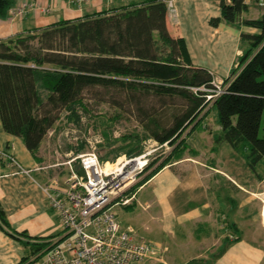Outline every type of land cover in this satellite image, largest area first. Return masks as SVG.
Wrapping results in <instances>:
<instances>
[{
  "label": "trees",
  "instance_id": "obj_1",
  "mask_svg": "<svg viewBox=\"0 0 264 264\" xmlns=\"http://www.w3.org/2000/svg\"><path fill=\"white\" fill-rule=\"evenodd\" d=\"M244 1L230 5L223 1L222 16L211 24L224 20L235 24L248 8ZM13 7V1L0 0V19L11 17ZM168 20L165 1L148 0L1 41L4 131L22 139L36 155L61 114L68 111L79 119L78 109L86 110L87 94L101 88L120 95L115 105L121 110L134 106L149 137L161 145H178L174 151L180 158L188 148L181 140L184 132L213 103L221 127L214 144L244 152L248 166L255 169L264 160V139L259 137L264 113V13L257 21L244 22L261 33L244 35L253 46L224 81L226 93L212 100L208 97L216 95L215 76L194 65L186 39L173 36ZM0 218L6 224L1 213ZM50 239H38L33 246L37 260Z\"/></svg>",
  "mask_w": 264,
  "mask_h": 264
},
{
  "label": "crops",
  "instance_id": "obj_2",
  "mask_svg": "<svg viewBox=\"0 0 264 264\" xmlns=\"http://www.w3.org/2000/svg\"><path fill=\"white\" fill-rule=\"evenodd\" d=\"M11 1L14 7L27 3L30 9L23 19H0V42L62 20L81 19L86 15L148 0H90V4L84 9L85 13L77 7L76 9L69 0ZM192 1L200 5L197 12H200L201 19L208 21L210 18L212 20L222 16L221 3L224 0H216L217 9L206 0ZM250 9L247 15L251 17L255 13ZM260 12L256 19L262 17L264 7ZM211 20L204 24H211ZM168 23L173 36L183 37L188 43L186 36L181 33L179 12L177 18L168 20ZM240 26V30L236 31L222 21L218 26L208 27V30L206 27L205 35L221 40L224 36L241 37L243 41L250 40L244 35L261 33L260 29L249 28L243 23ZM250 43L252 45L251 40ZM200 46L204 48L203 40L200 41ZM189 50L194 65L204 68L197 64L190 46ZM237 53L240 58L244 54L240 50ZM209 71L215 79H221ZM212 105L213 103L209 110L205 109L197 121L187 128L181 138L185 140L188 147L186 152L189 151L191 156L176 158L162 167L143 181L134 192H128L130 195L135 193L131 205L118 208L122 226L134 228L137 240L157 243L167 249L164 252V263L146 264H264V247L242 234L247 221L251 220L253 224L258 216L251 211L252 198L246 195L249 193L248 179L251 180V186L256 188V182H264V178L255 177V170L249 169L247 162L242 163L239 160L241 163H238L239 158L231 157L232 154L230 158H223L219 163L215 159L195 157L199 152L208 149L204 133L208 132L213 140L221 133ZM212 113L216 118L213 130L208 127ZM45 142L46 139L38 153L33 155L22 139L4 131L0 116V153L14 156L21 167L28 171L20 173L18 167L10 165L0 155V213L6 220L5 224L0 218V264H29L36 257L33 255V246L37 240L54 238L61 232L60 221L42 187L55 179L65 182L70 176V167L78 168L79 162L74 161L69 165L68 162L72 161L70 156L64 162L52 163L46 154ZM223 146L226 145H216L210 151L216 154ZM211 176L212 180L209 179ZM231 182L235 183L238 195L232 197L231 192L224 196L223 193L232 191ZM222 183L224 186H221ZM212 184L214 188L219 185L222 190L215 199ZM257 193L254 191L251 194ZM223 221L226 225H223ZM231 227L236 231L235 235H230Z\"/></svg>",
  "mask_w": 264,
  "mask_h": 264
},
{
  "label": "rangeland",
  "instance_id": "obj_3",
  "mask_svg": "<svg viewBox=\"0 0 264 264\" xmlns=\"http://www.w3.org/2000/svg\"><path fill=\"white\" fill-rule=\"evenodd\" d=\"M206 1L213 4L214 8L217 9L215 6L216 0ZM90 2L91 1L88 0V4H90ZM199 3H201V1H199ZM88 4L83 5L80 10L84 12ZM175 6L180 15L181 33L186 36L197 64L211 70L217 77L221 78L218 80L216 79V84L224 89L226 87L224 81L229 77L231 71H235L238 66H240L241 58L237 52L240 50L242 53H246L253 45H251L250 40L242 41L241 37L224 36L222 40L220 38H208L205 32L206 29L208 30V27H212V24L204 23L210 22L211 18L208 21L201 19L200 12H197L198 8L200 9V5L198 6L192 0H176ZM247 7L248 11L246 10L235 24L228 23L225 20L223 24L239 31L241 27L240 24L259 20L256 19L262 12V10L260 12L262 7L259 3L257 1H249L247 2ZM185 8H187L186 11L184 10ZM250 8L252 12L255 13L251 17L247 15V12H250ZM247 27L257 28L251 25H247ZM201 39L205 43L204 48L200 46ZM119 101H121L120 95L113 91H106L98 88L94 93L90 92L84 100L86 110L81 108L78 109L79 119L71 115L68 111H64L61 114L56 126L46 138L45 150L52 163L64 162L70 159V156L71 159H73L78 157L79 153H90L93 151L92 143L97 144V153L102 163L110 162V164H113L118 162V160L121 162L124 157L136 158L146 155L144 159V161H146V166L140 173L137 184L126 192L127 195L128 192H134L164 161L167 160L170 163L176 159L177 154L174 150L178 145L169 143L167 145H161L150 138L149 132L144 129L143 125L138 120V113L135 107L126 106L125 109L121 110L115 105V103ZM149 105L151 106L153 104L150 102ZM210 108L211 107H208L207 109L209 110ZM160 112L161 111L158 113ZM210 123V126H208L210 129L216 126V118L213 113L210 115ZM204 136L207 140L205 145L208 149H204V151L199 152L196 156L194 155L195 157L207 160L215 159L219 163L223 158H230L229 156L232 154L231 157L237 156L239 158L237 160L238 163L247 162L243 157L244 152H236L227 145L218 149L216 154H212L213 151H210V148L216 146H214V140L211 135L209 136L208 132L204 133ZM259 137L264 139V113ZM182 154L183 156H191L189 151H184ZM77 162L79 161L77 160L76 163ZM248 168L251 169L249 166ZM208 170L210 171V169ZM254 170L253 173L256 174L255 177L264 178V160H262ZM249 171L248 173H250ZM209 179L212 180V176L211 178L209 177ZM249 181L251 180L248 179L249 185L247 191H249V193L246 195H248V198H252L251 205L253 206H251V211L256 212L258 216H256L254 220L255 223L253 224H251V220L247 221L246 225L243 226L244 233L242 234H245L249 239L264 247V224L262 217L264 210V182H256L257 187L253 188V185L251 186V182ZM231 184L232 191H228L226 194L223 193L224 196H228L231 192L232 197H235L237 194L236 190L238 189L235 188V183L231 182ZM213 185L214 184H212L211 188L214 191L212 194L215 199L222 190L219 188V185L215 188ZM221 186H224L223 183ZM254 191L260 193L255 195L251 194ZM129 193L127 196H130ZM223 225H226L225 221H223ZM229 233L230 235H235L236 231L231 227Z\"/></svg>",
  "mask_w": 264,
  "mask_h": 264
},
{
  "label": "built area",
  "instance_id": "obj_4",
  "mask_svg": "<svg viewBox=\"0 0 264 264\" xmlns=\"http://www.w3.org/2000/svg\"><path fill=\"white\" fill-rule=\"evenodd\" d=\"M170 18H177L175 0H164ZM232 4L233 0H224ZM257 1L264 7V0ZM70 3L81 9L88 0H70ZM30 9L27 3H21L10 12L12 18L23 19ZM215 81V96L226 93ZM201 91H211L206 88ZM165 143L163 145H167ZM93 151L80 154L68 162L71 165L79 161V167H70V176L65 182L58 179L42 187L50 206L58 217L61 232L50 239L48 247L36 256L29 264H146L148 262L164 263V252L160 244L136 239L132 227H123L118 208L131 205L135 193L126 192L137 184L138 177L146 166L145 156L136 158L124 157L121 162L102 163L97 153V144L92 143ZM0 155L10 165L19 168L20 173H28L18 160L5 152ZM110 165V169H108ZM84 170L85 176L79 174ZM37 260V261H36Z\"/></svg>",
  "mask_w": 264,
  "mask_h": 264
},
{
  "label": "bare ground",
  "instance_id": "obj_5",
  "mask_svg": "<svg viewBox=\"0 0 264 264\" xmlns=\"http://www.w3.org/2000/svg\"><path fill=\"white\" fill-rule=\"evenodd\" d=\"M69 1H70V0H69ZM241 32H242V31H241ZM240 35H241V34H240ZM240 35H239V36H240ZM210 100H212V99H210ZM110 167H111V166H110V165H108V169H110ZM262 217H263V224H264V210H263Z\"/></svg>",
  "mask_w": 264,
  "mask_h": 264
},
{
  "label": "water",
  "instance_id": "obj_6",
  "mask_svg": "<svg viewBox=\"0 0 264 264\" xmlns=\"http://www.w3.org/2000/svg\"><path fill=\"white\" fill-rule=\"evenodd\" d=\"M79 174H80L81 176H85V172H84V170H80V171H79Z\"/></svg>",
  "mask_w": 264,
  "mask_h": 264
}]
</instances>
